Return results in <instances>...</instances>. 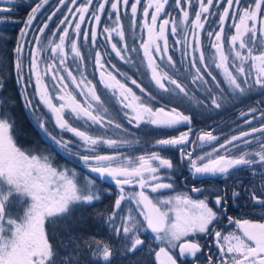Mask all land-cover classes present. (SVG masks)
Returning a JSON list of instances; mask_svg holds the SVG:
<instances>
[{
	"label": "snow or ice",
	"instance_id": "1",
	"mask_svg": "<svg viewBox=\"0 0 264 264\" xmlns=\"http://www.w3.org/2000/svg\"><path fill=\"white\" fill-rule=\"evenodd\" d=\"M48 3L49 0H39L31 7L20 29L13 49L17 83L23 89L26 107L31 108L27 87L35 77V93L51 113L61 134L52 135L46 126L48 121L39 116L36 117L38 127L61 150L76 155L99 180L110 179L115 184L117 195L112 210L106 220L103 215L100 218L123 251L126 254L142 251L146 241L141 234L150 232L159 245L158 250L151 249L156 264H179V258L188 257L192 258V264H201L198 254L203 253L202 245L188 238L203 234L214 236L218 251L208 254L202 264H264V223L248 219L233 221L230 216L229 222H234L242 235H223L215 229L219 220L216 209H223L226 203L218 189L214 197L216 209L209 205L208 196L200 200H192L187 195L167 199L153 196L173 187L172 183L163 182L160 174L161 169H174L170 159L155 150L139 156L102 152L105 147L133 148L141 143L137 133L119 121L121 113L128 125L145 135L154 133L142 129L141 125L156 129H179L185 125L186 130L176 136L156 139L155 146L177 148L181 157L188 159L193 177L220 175L227 179L236 170L247 169L253 174L258 171L260 186L244 191L250 203L264 210V109L259 110L258 125L253 124L257 119L256 107L241 112L242 117L252 116L244 120L247 128L225 136L218 147L213 145L211 152L193 159L184 146L191 142L195 114H186L176 106L177 102L195 103L201 106V111L212 112L234 107L236 102L243 103V98L257 91L264 96V0H249L246 4L242 0H195L198 10L191 13L193 0H174L175 7L180 10L179 18H161L169 0H148L143 6L140 24L147 38L141 40L139 49L130 47L126 41L121 12L128 15L130 9V27L135 30L142 0H58L60 7L51 12L32 35L34 21ZM7 4L10 6L0 7V15L12 11L15 0H7ZM62 8L66 14L50 30V23ZM213 8H222V11L210 12ZM105 15L112 20L111 26L103 27L104 40L111 53L101 52L99 45L98 29ZM167 15L170 17L171 13ZM210 15H217L218 20L217 27L208 30L205 25ZM88 16L91 19L86 21ZM85 23L93 26L85 28ZM169 27L171 35L176 37L175 45H182L179 62L169 54L172 47ZM49 31L51 38L46 35ZM202 33L208 37V47L214 49L210 56L205 55ZM85 46L89 48L86 55L83 53ZM69 49L72 65L68 64ZM130 52H136L137 56L128 55ZM113 53L119 61L132 64L137 71L142 70L151 87L130 77L113 63ZM89 60L99 74V83L86 75ZM185 61L188 67L182 68ZM0 67H3L2 61ZM117 74L124 79H119ZM49 75L51 86L44 80ZM127 81L139 90V94ZM3 87L0 82V89ZM101 87L106 91L101 92ZM201 89L204 98L197 95ZM12 127L9 120L0 118V264H57L53 245L45 231L46 221L60 218L71 228L74 206L94 205L101 200L102 191L97 180L91 177L82 180L76 170L55 166L51 154L22 149L13 139ZM113 129L118 131L109 135ZM63 133H70L76 140L66 139ZM195 135L200 145L213 144L220 139L210 131L201 130ZM73 144L84 151L73 153L70 147ZM126 187L133 190L126 191ZM191 191L203 190L193 187ZM240 197L241 192L233 188V200ZM13 203L24 207L23 215L10 211ZM131 204L136 207L132 208ZM188 206L196 211L189 212ZM69 239L80 247V238L73 235ZM83 247L91 249V256L96 260L112 264L116 250L111 242L85 239ZM177 250L178 256L174 254Z\"/></svg>",
	"mask_w": 264,
	"mask_h": 264
},
{
	"label": "trees",
	"instance_id": "2",
	"mask_svg": "<svg viewBox=\"0 0 264 264\" xmlns=\"http://www.w3.org/2000/svg\"><path fill=\"white\" fill-rule=\"evenodd\" d=\"M39 0H31L30 2V10L31 7L35 6L36 3H38ZM82 2V0H80ZM148 0H142V3L140 6H138V13H137V26L135 30H133L132 27H130V9H128V15H124L123 11L121 12L122 20L121 23L124 27L125 34H126V41L129 44L130 47L134 46L137 49L140 47V42L143 39L144 32H142L140 28V23L143 21L142 16V10L144 4H146ZM243 3H248L249 0H242ZM58 5V0H49V3L45 5L40 13L37 15L36 21H34L33 29L31 30V34L35 35V29L39 26H41L44 22H46V18L51 12H53ZM195 10H198V6L195 3V0H193V8L190 9V13L194 12ZM222 11V8H213L210 9V12L218 13ZM171 13V16L169 17L167 14ZM66 14V10L62 8L61 12L57 14V16L53 19V21L50 23V30L55 25L57 20L62 18V15ZM24 16V14H23ZM180 16V10L175 7L174 0H169V4L165 8V13L162 14V18H172L176 17L179 18ZM18 15H16V19H18ZM22 18V17H21ZM191 18V17H190ZM24 17L22 18V20ZM91 17H86V21L90 20ZM218 16L217 15H210L208 17V23L205 25V28L208 30L214 29L217 27ZM230 23V21H229ZM112 20L108 19L107 15L103 16L101 19V26L98 29V32L100 33L99 36V45L101 52H109L111 53L110 46L105 42L104 36L106 35L103 33V27L104 26H111ZM93 25L90 23H85L83 27L85 28H91ZM15 28L19 27V22L15 21ZM46 35L50 37V31L46 32ZM18 33L15 31H4L0 33V44L8 42L16 44ZM202 41L205 45V55L210 56L212 54V49L208 47L209 40L206 35V33H202ZM145 38V37H144ZM169 38V44L172 46L170 48L169 54L173 56V58L179 62L182 60V45H175L174 41L176 37H173L171 34H168ZM31 39V35L29 37ZM117 39V38H115ZM174 49V50H173ZM89 51V48L85 46L83 48V53L86 55ZM128 55L132 57H136V52H130ZM142 56V52L140 53ZM105 59H108L106 56ZM112 62L116 63L120 69H122L124 72H127L128 75L134 79H137L139 82H141L143 85H147L151 87V85L148 84V80L142 75V70L137 71L136 67H134L132 64H125L118 60V58L115 57V54H112ZM139 61L137 60V63ZM68 64L72 65V55L69 49V55H68ZM188 67V62L185 61L184 64L181 66ZM108 68L111 69V64L108 65ZM44 65H41V71L43 72ZM74 70V68H73ZM216 71L215 69H213ZM115 74V73H114ZM16 76L14 67H10L8 69H4L0 72V77L5 78V81H0L3 83L4 87L0 89V118L7 119L12 124V135L13 139L17 143L18 146H20L24 150H33L34 153H43L45 155L51 154L52 162L55 166L58 168H69L74 169L77 171L78 176H80L83 180L84 177H91L98 181L100 190L102 191V197L100 201H96L94 205H77L75 207L74 212V219L71 228L65 225V223L60 218H50L45 223V231L48 235L50 243L53 245L55 254H56V261L57 264H104L102 260H96L91 256V249H85L83 247V242L85 239L92 240V239H99L106 242H111L113 248L116 250L115 254L112 258V264H156L155 255L154 252L151 251V249H157L159 245H157L152 238H149V233H142L141 238L145 239L146 243L143 246L142 251H137L133 254H126L123 249L121 248V245L116 242V239L112 237L111 231L108 228V226L101 220V215H103L104 219L106 220L107 214H109L112 210L115 197L117 195V189L116 186L113 184L108 183L105 180H99L98 176H95L88 172V170L84 167L83 164L77 165L76 163H73L72 156L68 155L65 151L61 150L57 145H55L52 140L44 134V132L38 127L36 123V117L39 116L45 120L48 121L47 128L49 129L50 133L52 135H60V130L55 126V122L53 121L51 117V113L46 109V107L40 103V99L38 95L35 93V79L34 76L31 78L30 85L27 87L28 92V99L32 101V107H26V101L25 97L22 95L23 89L21 88V85L17 83L13 79V76ZM86 75H88V78L91 79L94 83H99V74L95 71L94 64L91 60L87 62V71ZM25 76L26 79L28 77V69H27V61L25 64ZM118 78H123V76H119L117 74ZM47 80L49 79V76H46ZM222 80V77H218ZM134 91H138V89L135 88V86H132ZM101 92H104L102 87L100 88ZM197 95L200 98H204L205 93L203 89L200 90ZM244 102H236L235 106H229L227 109H221V110H214L212 112L208 111H201V106L196 105L195 103L189 104L188 102H185L183 104H180L179 102L176 103V106L178 110H183L186 114L194 113L195 118L193 124L198 126H206L207 129H214L217 130L218 126H221L224 124L225 121L224 117H226L231 111L232 113L236 110L237 107H244L246 108L250 107H256L258 111L255 113L257 119L255 120V124H259L260 117V111L261 109H264V96H262L259 91L254 92L251 96L243 98ZM252 101V102H251ZM163 102H161V105ZM171 106V105H169ZM113 107H116L113 105ZM226 110V111H225ZM229 110V111H228ZM229 113H228V112ZM227 114V115H226ZM225 115V116H222ZM224 121H222V120ZM222 122H221V121ZM119 121L128 128L131 132L137 133L138 138L146 139V144L144 147L149 148L147 146L149 140L154 141L158 138H165L161 132L157 130H163V129H155L150 125H141L142 129H146L149 132L154 133V135H145L144 132H141L138 129L132 128L131 125L127 124V120L123 118L122 113L119 116ZM232 122V121H229ZM79 123V122H77ZM205 127V126H204ZM226 128H230V126L225 125ZM118 130L113 129L111 132H109V135H114ZM156 133H160L156 135ZM64 137L66 139H72L76 140L75 137H73L70 133H63ZM78 143V141H77ZM73 152H83V148H78L76 144H73L70 146ZM136 146L134 145L133 148L127 147L128 150L131 151V154L134 153ZM141 147L140 149H142ZM169 150H172L171 148H168ZM122 147L118 149H110V148H103L102 152L104 154H121ZM173 151V150H172ZM139 153V152H138ZM171 153V151H169ZM169 153H165L169 155ZM66 156L64 157V155ZM170 156V155H169ZM77 162V161H75ZM78 163V162H77ZM174 168L175 172L179 173L181 167H183L182 162L180 160L178 152L175 150L174 152ZM133 189H129L128 191L131 192ZM126 205L129 204L128 201L124 202ZM132 208H135L136 206L134 204L130 205ZM10 211L14 215H23L24 207L18 203H13L10 206ZM75 236L79 239L80 247L77 248L76 244L72 242V240L69 239L70 236ZM111 238V239H110ZM150 246V247H149ZM187 263V262H186ZM180 264H185V262H180ZM187 264H192V260L188 261Z\"/></svg>",
	"mask_w": 264,
	"mask_h": 264
},
{
	"label": "flooded vegetation",
	"instance_id": "3",
	"mask_svg": "<svg viewBox=\"0 0 264 264\" xmlns=\"http://www.w3.org/2000/svg\"><path fill=\"white\" fill-rule=\"evenodd\" d=\"M30 2L31 0H15V4L11 5L13 8L12 11L3 13L0 15V33L4 31H15L18 33L20 32V29L24 27V21L27 19V16L30 12ZM10 5L7 4V0H0V7H9ZM24 14V16H23ZM16 15H18V19H16ZM24 19L22 20V18ZM7 18V19H4ZM15 21L19 22V27L15 28ZM16 44L13 43H2L0 44V61L3 63V67H0V72L4 69H8L13 66V60H14V52L13 49L15 48ZM13 79L17 81V77L14 75ZM6 79L3 77H0V81H5ZM139 94V93H138ZM252 102V101H251ZM162 106V105H160ZM247 106H244L239 108L237 107L236 110L232 113L231 111H227L229 114L224 117L225 121L223 122L221 126H218L217 130L214 129H207L206 126H198L195 124H192L193 128V135H191L190 140L191 142L184 146L186 151H190L192 153V158L196 159L198 156L204 155L206 152H211L213 145L217 146L219 143L223 142L225 136H231L233 133H238L241 128H247L248 125L244 124L245 119H251L252 116H241V112H248L249 108H246ZM226 111V110H225ZM255 115V114H254ZM225 116V115H222ZM256 116V115H255ZM222 120V119H221ZM220 120V121H221ZM222 120V121H224ZM221 121V122H222ZM232 121V122H229ZM230 126V128H226L225 125ZM253 124H255V120H253ZM187 126L181 125L179 129H163V130H157L161 132L165 138L176 136L179 134L180 131L186 130ZM156 129V128H155ZM201 130L203 131H210L213 133V135L218 136L220 139L219 141L213 142V144H207V145H200V143L196 139L195 133H199ZM160 133H156L158 135ZM149 136V135H148ZM156 140V139H155ZM155 140L151 142L149 140L147 146L149 148L144 147L146 144V139H141V143L135 145L136 148L133 154H131V151L127 149V146H122V154L124 155H131V156H139L144 155L149 151H160L161 155L170 159L173 163L174 159V152L175 150L178 152L180 160L182 162L183 167H181L180 172L176 173L175 168L173 170L168 169H161V176L163 178V182L165 183H172L173 187L171 190L164 191L161 190L159 193L152 194L153 196H159L160 198L167 199L170 198L169 195L174 194L177 195H187L190 196L192 200H200L204 199L205 196L209 197V205L216 209L214 197L216 195L215 190H219V194L224 196V199L226 203L224 204L223 209H216L219 213V220L215 223V229L220 231L223 235H228L229 233H236L242 235L240 233L239 229L237 228L236 224L230 223L228 220V217H232L233 221L235 220H244L248 219L253 222H260L264 223V210H260L258 207L254 206L252 203L249 202L246 192L244 191L246 188H249L251 186L259 187L261 183V176L260 173L257 171L255 174L251 170L247 169H241L236 170L235 173L225 179L224 177L217 175V176H196L193 177L192 175V169L189 167V161L186 158H182L180 155V152L177 150V148H171L172 150H169L168 148L165 149H159L155 146ZM143 147L142 149H140ZM171 151V153H169ZM223 152V150H221ZM79 152V151H77ZM139 152V153H138ZM169 153V155L165 153ZM76 153V152H73ZM66 154L64 155V157ZM73 163H76L77 165L83 164L79 158L76 155L72 156ZM77 161V162H75ZM174 165V163H173ZM89 172V171H88ZM91 173V172H90ZM95 176H97L94 173H91ZM168 177H171L170 179ZM110 184L115 185L110 179H105ZM193 187H198L202 189V192H192L191 189ZM235 188L237 191L241 192V197L237 200H233L232 198V190ZM131 188L126 187V191H128ZM187 210L189 212H195L196 209L188 206ZM170 215H173L170 213ZM149 238H152V234L149 233ZM188 239H195L197 240L203 248V253L198 254L200 256V262L205 260L206 256L208 254H215L217 253V248L215 246V238L214 236H207L203 234H197L196 236L189 237ZM154 241V240H153ZM178 256V250L174 253ZM192 260L191 257L188 258H179V264L180 262H185V264L188 263V261ZM187 262V263H186Z\"/></svg>",
	"mask_w": 264,
	"mask_h": 264
},
{
	"label": "rangeland",
	"instance_id": "4",
	"mask_svg": "<svg viewBox=\"0 0 264 264\" xmlns=\"http://www.w3.org/2000/svg\"><path fill=\"white\" fill-rule=\"evenodd\" d=\"M57 7H60V5H59V3H58V5H57ZM56 7V8H57ZM62 10V9H61ZM31 11V10H30ZM151 11H152V9H149V12L151 13ZM30 13V12H29ZM162 18V17H161ZM57 22H58V20H57ZM57 22L55 23V25L57 24ZM142 23V22H141ZM140 23V24H141ZM157 23L159 24L160 23V21L158 20L157 21ZM55 25L52 27V29L55 27ZM71 31V30H70ZM168 34H171V32H170V27H169V32H168ZM145 37V38H144ZM115 38H117V40L119 39L118 37H115ZM147 37H146V33H144V35H143V39H146ZM212 51L214 52V49H212ZM109 70H110V68H109ZM42 72V71H41ZM43 73V72H42ZM65 75H66V73H65ZM34 79H35V77H34ZM98 79H99V77H98ZM119 79H121V80H123L124 79V77L123 78H119ZM44 80H45V82H48L49 83V86H51V78H50V75H49V79L47 80V78H46V76L44 77ZM70 83V82H69ZM127 83H128V86L129 87H132V86H134V85H132L131 84V82L130 81H127ZM135 92H137V93H139V90L138 91H135ZM38 97H39V95H38ZM39 99H40V97H39ZM82 99V98H81ZM57 103H59V101H57ZM47 109V108H46ZM48 110V109H47ZM54 121V120H53ZM55 122V121H54ZM113 154H115V153H113ZM169 197L171 198V197H175V195L174 194H171V195H169Z\"/></svg>",
	"mask_w": 264,
	"mask_h": 264
},
{
	"label": "water",
	"instance_id": "5",
	"mask_svg": "<svg viewBox=\"0 0 264 264\" xmlns=\"http://www.w3.org/2000/svg\"><path fill=\"white\" fill-rule=\"evenodd\" d=\"M164 191H168V190H171V189H163Z\"/></svg>",
	"mask_w": 264,
	"mask_h": 264
}]
</instances>
